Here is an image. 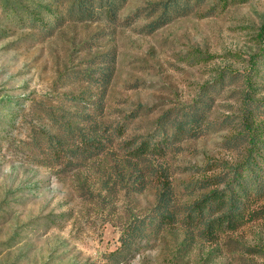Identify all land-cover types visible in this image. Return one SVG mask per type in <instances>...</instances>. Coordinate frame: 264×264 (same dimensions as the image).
I'll list each match as a JSON object with an SVG mask.
<instances>
[{
  "label": "rangeland",
  "instance_id": "obj_1",
  "mask_svg": "<svg viewBox=\"0 0 264 264\" xmlns=\"http://www.w3.org/2000/svg\"><path fill=\"white\" fill-rule=\"evenodd\" d=\"M172 1L117 0L113 19H77L74 0H0V264H264V219L215 239L180 220L123 245L156 213L158 176L182 218L206 192L186 186L221 170L209 162L264 155L251 142L264 140V114L249 117L264 103V71L250 67L264 50V0H181L190 9L168 12ZM77 99L102 114L82 116ZM205 100L198 136L141 165L126 154L167 111L174 119ZM67 126L106 129L105 152L87 156ZM50 137L64 161L41 150Z\"/></svg>",
  "mask_w": 264,
  "mask_h": 264
},
{
  "label": "trees",
  "instance_id": "obj_2",
  "mask_svg": "<svg viewBox=\"0 0 264 264\" xmlns=\"http://www.w3.org/2000/svg\"><path fill=\"white\" fill-rule=\"evenodd\" d=\"M123 1L120 0L121 3ZM189 6V4H181V0H173L166 3L165 9L168 12H177L182 9H190ZM117 8V0H74L70 7V14L77 17V19H82L83 17L90 19L95 17L94 12L97 11L100 15L113 19ZM30 20L33 21L32 25H38L40 28L46 29V22L36 19L34 16H31ZM251 60L250 67L253 74L259 75L261 71H264V50ZM233 75L234 73H232ZM86 77L91 78L93 81L96 79L93 75H86ZM109 80L110 76L105 77L102 83L105 85ZM76 101L73 102L72 106L80 105L79 109L85 112L82 116H86L88 119H95L93 116H97L98 106L86 104L81 99ZM261 105H264V103H256V106L250 108L252 112H249V117L253 121L259 115L264 114V106ZM205 108H207L206 100L196 105V108L185 110L180 117L177 116L174 119L169 117L170 111H167L158 120L159 126L157 130L150 136L139 142L124 143L126 154L136 161V165H141L151 156L162 158L174 143L187 137L186 135L196 137L202 132L201 121L204 116L203 109ZM98 113L102 114V111ZM69 114L73 113L69 111ZM167 126L170 127L171 131L166 129ZM64 131L69 137H73L80 142L81 147L87 150L85 153L87 156H98L100 153L105 152L103 149L106 144L103 139L106 141L107 139L102 136L105 133L104 131L101 132V130L95 129L94 135L89 137H85L81 131H74L70 126H67ZM125 131V124L121 125L118 129V135H123ZM72 133H77V135L72 136ZM251 142H253L252 147L260 143L262 145L261 148L264 149V140L258 142L255 138H252ZM62 143L60 139L50 137L48 141L42 144L41 150L47 152L49 157L64 161L66 152L63 150ZM216 168H221L217 174L199 180L191 187L186 186L191 191L206 192L194 204L185 209L182 218H178L180 212L176 213L172 210L174 194L171 192L169 182L163 180V176H158L162 181L159 186L160 193L158 205L155 209L156 213L145 220V223L135 224L130 227L131 230L129 229L124 235L125 237H122L125 248L127 249L130 246L134 238L141 237L142 231H152L153 226L159 230L164 226L174 225L180 220L189 228L203 227L205 235L208 238L215 239L219 235L235 232L242 226L264 219V207L261 206V201L264 200V155L253 148L247 157L234 167L218 161H211L205 170ZM253 251L258 250L254 249Z\"/></svg>",
  "mask_w": 264,
  "mask_h": 264
}]
</instances>
